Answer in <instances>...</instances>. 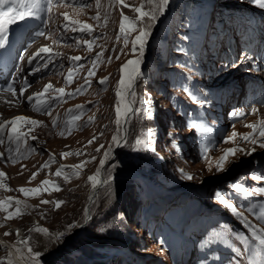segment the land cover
I'll list each match as a JSON object with an SVG mask.
<instances>
[{
  "label": "rangeland",
  "instance_id": "rangeland-1",
  "mask_svg": "<svg viewBox=\"0 0 264 264\" xmlns=\"http://www.w3.org/2000/svg\"><path fill=\"white\" fill-rule=\"evenodd\" d=\"M126 3L130 7L123 9L124 15L133 18L132 7H139L141 0ZM82 4L90 7L78 15L72 7L54 8L48 13L42 47H48L51 53H41L43 60L32 65L30 84L36 93L49 84L64 88L66 93L75 92L85 85V76L97 53H103L95 75L88 78L90 86L85 87L83 94L65 95L62 99L50 90L46 94L53 97L49 102L50 114L47 110L34 111L22 97L18 105L0 107V121L2 117L24 116L42 122L36 127H22L24 132L32 130L26 144L19 145V152L16 144L11 145L15 164L8 158L7 132L0 144V152L4 153L0 172L6 174L4 182L11 189H0V199L21 200V211L25 213L7 221L0 213V241L3 238L5 242H0V258L8 256L11 247L6 248L7 243L25 249L26 255V246L17 239L22 235V241L30 238V246L42 254L39 264H49L61 255V264H186L184 255L188 262L198 253L199 264H206L201 259L248 264L245 246L236 238L241 232L247 235L248 229L240 216L233 215L214 193L222 192L248 223L257 230L264 229V220L257 215L264 196L244 197L229 188L241 181L249 188L264 187V181L251 179L253 174L264 175V148L245 144L239 138L236 145L223 142L233 131L242 135L252 133L246 125L264 120V103L260 101L254 108L257 102L247 98L249 90L256 88V80L264 83V59L259 55V48L264 47V8L253 0H170L147 39L140 66L143 75L134 86L135 99L128 96L131 107L127 122L122 118L119 128L121 136L126 132V142L118 149L114 146L111 163L104 165L97 177V185L109 178L110 183H103L91 201L94 188L88 177L96 174L103 153L117 132L115 106L120 68L128 60L139 58V53H132L131 42L125 48L123 38L117 40L121 5L101 0V19L97 21L92 19L97 14L95 0H75V5ZM64 12L72 19L92 24L93 34L65 32L61 15ZM39 18L46 22L47 12L41 10ZM135 35L132 33L130 41ZM83 39H94L91 52L82 43L77 46L76 41ZM74 56L82 59L72 61ZM37 67L39 71L35 70ZM69 69L73 82L66 84ZM103 77L108 80L101 85L99 80ZM186 88L198 103L184 91ZM18 92L10 99L19 100ZM145 107L151 109V117L138 111ZM234 112L244 115L233 116ZM77 115L80 119L73 121L72 117ZM90 118L92 122L88 123ZM192 119L209 130L189 128ZM127 124L133 126L129 137ZM149 130L155 133V150L134 151L136 139ZM101 145L104 147L97 152ZM205 145L210 149L207 160L203 153ZM235 146L256 150L251 155L238 153L225 171L217 172L215 161L224 149ZM62 153L72 155L64 158ZM50 156L55 157V163ZM84 161L90 162L75 169L79 172L76 177L71 166ZM45 163L50 166L42 168ZM61 167L71 177L69 182L54 175ZM180 169L194 178H183ZM33 173H37L35 179H31ZM44 180L59 184L61 190L27 196L19 191L38 188ZM42 200L64 203L54 210L53 203L42 204ZM70 224L79 226L69 230ZM38 227L48 229L49 233L32 231ZM6 232L11 235L5 236ZM214 232L221 236H213ZM57 233L64 235L57 239ZM69 242L57 253L59 247ZM211 244L216 248L208 250ZM204 254L207 256L203 257Z\"/></svg>",
  "mask_w": 264,
  "mask_h": 264
},
{
  "label": "snow or ice",
  "instance_id": "snow-or-ice-1",
  "mask_svg": "<svg viewBox=\"0 0 264 264\" xmlns=\"http://www.w3.org/2000/svg\"><path fill=\"white\" fill-rule=\"evenodd\" d=\"M115 4L121 5L120 10V25H119V32L120 36L117 37L119 41L121 37L123 38L124 47L127 48L129 42H131V51L133 54L139 53V58L137 59H130L126 63H124L121 68V78L117 83V90H116V97L117 102L115 106L116 112V125H117V132L112 136V142L108 146L107 150L103 153V158L100 160V167L97 168L96 174L93 176L88 177L89 182L91 183L93 188L97 187V177L100 175L101 169L104 167L107 161H109L112 157L113 148L121 147L126 142V136H121L119 132V128L121 125V119L123 118L125 122H127V117L129 114V110L131 104L128 101V96H132L133 100L135 99V91L134 86L139 80L143 73L141 71V64L143 62V55L145 51V46L147 44V39L151 35V30L155 26L156 21L159 19L160 16H163L170 0H141V4L139 7H132V12L135 13L133 18L124 15L123 9L130 7L126 0H113ZM97 6V14L92 17L93 20L99 21L101 19L99 14V7L101 4V0H95ZM253 3L264 8V0H253ZM59 7H72L73 11L76 12L78 15L80 11L84 8L90 7L89 4H82V5H75V0H0V47H3L4 44L7 42V33L9 26L15 24L18 20H26L29 17L32 18H39V12L41 10L51 13L54 8ZM65 23L62 25V28L65 32L72 31V32H79L85 33L88 35H92L94 32V27L92 24L82 23L77 19H72L68 12H64L61 14ZM107 18L105 17L104 24L106 25ZM132 33H136L135 37L131 39ZM38 36L45 35L43 32H38ZM81 43L86 46V49L91 52L94 48V39H83L82 41L77 40V46H80ZM41 53L49 54L51 53V49L48 47H42L39 51L34 54L32 57L29 58V63H32L37 57L40 56ZM58 55V54H57ZM103 53H97L95 59L92 61V68L89 69L87 75L85 76V85H81L80 88H77L75 92L66 93L64 88H53L51 84L46 85L42 92L34 93L32 96L27 97V100L30 106L33 108L34 111L41 112L47 110L50 114L49 109V102L53 97H48L46 94L49 93L51 90L52 92L59 93V97L57 99H62L65 95H76V94H83L85 87L90 86L89 77L95 75V67L97 63L102 62L101 57ZM23 59V57H21ZM72 61L79 62L82 57L74 56L70 58ZM109 58V62H110ZM119 59V57H117ZM45 67L47 65H44ZM234 66V65H233ZM77 67H82V65H77ZM39 71L40 68L37 67L35 69ZM108 80V77H103L99 80L101 85L105 84ZM73 82V72L72 69H69V75L65 78L66 84H71ZM29 85L25 82V85L20 88V96L24 95L27 87ZM2 91L11 92L13 96L16 95V89L13 85H8L7 88L2 89ZM185 92L192 98L194 102H199L197 97L192 94L187 88L184 89ZM34 102V103H33ZM147 103H151L150 98ZM78 108L81 106H77ZM70 112L72 110H69ZM138 111L143 112L146 116L151 117L153 113L151 112L150 108H142ZM256 110L254 109L253 112ZM233 116H241L244 115L243 113H232ZM80 116L72 117L73 121H78ZM92 122V118L89 119L88 123ZM42 124L41 121H37L28 117L24 116H17L12 118L11 120L0 121V144L4 142L3 136L4 133L7 132V139L9 142V159L13 164L17 162V159L11 156V145L14 143L17 145L16 151L19 152V145L21 143L27 142V138L29 133L31 132L32 128H29V132L22 131V127L24 125H29L32 127L40 126ZM56 121L53 120V126H55ZM188 127L196 130V131H204L207 132L209 129L203 127L201 123H198L197 120L192 119L189 121ZM246 127L251 128L253 131L249 134H239L233 131L229 136L224 139V143H232L234 145L237 144V139L245 144L251 145H259L261 148H264V120L258 122V124H249ZM60 135H64L63 132ZM155 133L149 130L148 132L144 133L141 137H138L135 141V146L133 148L134 151H154V145L152 143V138L154 137ZM146 137V138H145ZM259 137V139H258ZM31 139L35 140L37 137L31 136ZM96 137H93L95 140ZM93 141H88L91 144ZM104 146L101 145L100 148H97L96 151L99 152L101 148ZM209 147L205 145L203 149L204 158L208 159V152ZM255 147L250 149H245L239 146H235L232 148H227L223 150V154L215 161V170L217 172H223L226 170V165L231 162L232 158L235 157L238 153L244 155H251L255 151ZM76 155H81L82 153H75ZM72 155V153H62L61 156L66 158L67 156ZM4 157V153L0 152V158ZM94 159V158H93ZM50 161L55 163V157L50 156ZM90 161H84L79 165L71 166L73 171V175L79 177V172L75 171V169H82L84 164L89 163ZM50 165L45 163L42 165V168H47ZM209 170H212V165H209ZM182 177L185 179H193L194 177L188 173H185L183 169L179 170ZM37 173H33L31 179L36 178ZM56 177L62 178L64 182H69L71 177L65 174V169L63 167L58 168L54 173ZM6 174L0 172V189H4L6 191H11L10 188L4 182ZM251 179L256 181H264V175H255L251 176ZM31 182V180L29 181ZM100 183L108 184L110 183V178L100 181ZM229 188L234 191V193H238L244 197H254V196H264V187H254L249 188L247 187L242 181L235 182L229 185ZM59 184L44 180L41 182L40 187L38 188H21L19 191L26 196L29 194L40 195L41 191L48 192L51 194L52 191H60ZM215 198L223 205H225L233 215L240 216V218L244 221V226L248 229V234L245 235L243 233L236 234V238L242 241L245 246V251L248 253V264H264V229L257 230L254 225L248 223L246 217L242 216L241 213L237 210V206L234 203L229 202L227 198H225L224 194L220 191L214 193ZM22 201L19 199H14L13 197H7L5 199H0V213H4V220H11L16 219L21 215H24L21 211ZM42 204H54V210H58L64 201H47L42 200ZM24 207H27L24 204ZM10 209H13L10 211ZM88 213L87 210L85 212V216L87 217ZM258 219L264 220V204L260 206L258 212ZM3 224H0L2 227ZM79 225L70 224L68 226L69 230L73 227H78ZM32 231H36L38 233L48 234L49 230L45 228H35ZM17 235H19V230H17ZM11 235V233L6 232L5 236ZM64 233H57L56 237L59 239L62 237ZM213 236L219 237L221 233H213ZM211 242V241H209ZM18 243H22L26 246V255L25 249L18 248L15 245L11 246V250L8 252V256L6 258H0V264H39V257L42 255L40 252H36L30 246V238H26L23 241H18ZM6 248L8 246H5Z\"/></svg>",
  "mask_w": 264,
  "mask_h": 264
},
{
  "label": "bare ground",
  "instance_id": "bare-ground-1",
  "mask_svg": "<svg viewBox=\"0 0 264 264\" xmlns=\"http://www.w3.org/2000/svg\"><path fill=\"white\" fill-rule=\"evenodd\" d=\"M42 41L43 40H41L40 42H38V43H36L37 45L33 48V49H31L28 53H27V55H25V57H26V61H25V65H24V67H23V72H24V74L25 75H27L28 76V78L30 79L32 76H33V74H31V68H32V65H37V64H39L42 60H43V58L44 57H40V59H39V57H37L35 60H33L32 61V63H29V58L30 57H32L34 54H36L38 51H39V49L42 47ZM37 50V51H36ZM27 52V51H26ZM26 52H25V54H26ZM43 54V53H42ZM243 55H246V53H244ZM50 65V64H49ZM43 68V67H42ZM48 68V67H47ZM257 81V80H256ZM33 87H31L30 89H29V91H27L26 93H24V96H25V98H24V96H22V98L24 99V102H25V105L27 104H29V102H28V100H27V97H29V96H32L34 93H36V92H34V90L32 89ZM256 90H257V92H261V88L260 87H257L256 88ZM18 94V93H17ZM26 94V95H25ZM12 94H6V93H0V107H9V106H12V105H18V104H20V102L23 100V99H21V96H20V94H18L17 96H18V98H20L19 100L17 99L16 101H14L13 99H10V98H12ZM14 97V96H13ZM258 106V104H255L254 105V108L255 107H257ZM14 107V106H13ZM238 110H240V109H238ZM12 117L10 116V117H2L1 118V120L2 121H5V120H10ZM99 183H100V181H99ZM97 188V187H96ZM96 188H94V190L92 191V194H91V196H93L94 195V191H95V189ZM16 233V232H15ZM1 235V234H0ZM21 237H22V235H21ZM21 237H18L17 239L19 240V241H22L20 238ZM2 240L0 241V242H2V243H4V245H5V242H4V239L3 238H1ZM7 242V241H6ZM8 245V247H11L10 246V244L9 243H7ZM18 246L20 247L21 245H19L18 244ZM21 248V247H20ZM11 250V249H10Z\"/></svg>",
  "mask_w": 264,
  "mask_h": 264
},
{
  "label": "water",
  "instance_id": "water-1",
  "mask_svg": "<svg viewBox=\"0 0 264 264\" xmlns=\"http://www.w3.org/2000/svg\"><path fill=\"white\" fill-rule=\"evenodd\" d=\"M124 136H127V134H126V132H125V135ZM119 147H117V149H118ZM115 158H116V154H115V156H114ZM111 163V161H109V162H106V166H107V164H110ZM103 186V183H100V184H98L97 185V188L95 189V191H94V195L91 197V201H92V199L96 196V194H97V191H98V189L99 188H101ZM71 242V241H70ZM70 242L69 243H66L65 245H63L64 247H59V249L57 250V253H59L61 250H63V249H65L66 247H68L69 245H70ZM52 253H54V252H52ZM49 257L50 256H48V258L46 259V260H48L49 259Z\"/></svg>",
  "mask_w": 264,
  "mask_h": 264
},
{
  "label": "trees",
  "instance_id": "trees-1",
  "mask_svg": "<svg viewBox=\"0 0 264 264\" xmlns=\"http://www.w3.org/2000/svg\"><path fill=\"white\" fill-rule=\"evenodd\" d=\"M127 126H128V124H127ZM128 127H129L128 128V137H129L133 132L132 131L133 126L130 124ZM61 260H62V255L57 257V258H54L51 262H49V264H61V262H60Z\"/></svg>",
  "mask_w": 264,
  "mask_h": 264
}]
</instances>
